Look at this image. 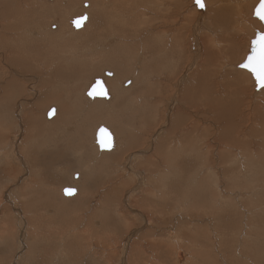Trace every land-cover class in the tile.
Here are the masks:
<instances>
[{
	"label": "bare ground",
	"instance_id": "bare-ground-1",
	"mask_svg": "<svg viewBox=\"0 0 264 264\" xmlns=\"http://www.w3.org/2000/svg\"><path fill=\"white\" fill-rule=\"evenodd\" d=\"M46 1L47 0H0V49H2V51H0V61L4 62V66H6L8 68V69L6 68V70L2 69V67L0 68V79L3 80L4 77L8 76V78L6 79L4 84H2V80L0 81V86L5 85L4 90H3V94L0 96V103L4 102L2 104V106L0 107V123L3 122L2 126H4L3 127L4 130H5V127L6 128L9 127L8 124L6 125L7 122H10L13 124L12 119L14 121L18 119L17 124L19 125L17 134L13 135V133H12V137L14 136L13 142L11 143L10 147L8 148L7 153L5 155L4 154L2 155L3 159L5 161V164H8L10 166L7 167L8 169H0V171L2 172L3 175L6 174V177L8 176V178H12V176H13V177H15V179H17L18 183H21L18 186H15V190L7 193L10 197L15 196L16 198H19L21 196L23 198L25 196V193L23 191V187L29 188V182L26 186H23L25 183H27V181H26L27 175L21 174L20 170L17 169V167L15 168V167L11 166V162H10V160H13L15 157V159L17 160L18 163H22V165H24L23 160L25 159V157L23 155V152L24 153L27 152V147H29V144H25V143L22 144V146L20 148L22 150V154L16 150V146H17L16 143L18 144L20 138L22 137L21 135L24 133V131H23L24 125L22 124L23 126H21V123L25 122L27 124V128L29 129L31 127V128H33L32 130H34V129L37 130V128L39 127V123H38L39 120H37L36 116H35L37 113H35V115L33 113L31 115H29V107L27 105L30 104L29 103L30 99H29V97L24 96V92H26L27 89L29 91V88H31L30 89L31 93L34 95L35 92H34L33 87L36 84H38L40 81L42 82V83L41 82L40 83L43 86H44V83H48V81L52 82L51 84L55 85L54 86L55 89H57V88L59 89L61 85H67V86L69 85V87L70 86L74 87L80 82V79L82 80V78H84L85 72L89 68H92V67H90V64L92 63V65H93V64H95V62H103L105 64V66H110V67L112 66L113 68L116 69V71L118 72V77L109 81V83H111V84H113V86H115L118 82L117 79L120 78L121 74L125 73V70L128 68V66L125 64V62H126L125 59L128 58L130 60H132V59L136 60V68L138 69V67H139L138 70H140L141 64L143 62V58H148L149 60L150 59L153 60L157 56L156 51H158V48H156L157 46L155 48L153 47L154 49L153 48L147 49V46L146 47L142 46L141 44L145 45L146 42L142 43L143 40L141 41L139 39V41H141V44L139 43L140 46H142V48L145 47V49L147 51L145 53L144 52L145 50L143 49L142 50L143 52L139 51L138 52L139 54H137L133 58V56L131 54L132 53L131 50L135 51V49H134L135 44H134V47H131L132 44H130V46H129L128 42L126 41V37H128L129 33L131 34V32L128 31L129 30L128 28L122 26L124 23V20L126 18L123 15V13H124L123 8H126L125 6L127 4H129L128 0H92L91 2H90V0H88L89 4H87V2H84L83 5L87 6L88 8H86V10L81 9L79 11L80 15H78V16L85 14L86 20L84 23H86L87 20H88V22H87V24L83 23L82 29H80V30H73L67 24L70 22V24L72 25V23H71L72 19L74 17H77V15L76 16H70L66 19V17L68 16L67 14L69 12L70 13L75 12L74 7L77 4V0H69V1H67V0H49L51 2H48V1L46 2ZM244 1H246V0H221V1L216 0L215 2H218V3L215 6L211 5L212 6L211 7L209 5L208 0H204L203 1L205 4L204 9L199 10L195 6H193L192 13L196 17V21H199L196 24V27H199L200 25L202 28L206 27V26L202 25V19L205 17L210 21V23H215L216 24L215 27L218 30L215 32L216 34L218 33L217 36L215 34H213V32H212L213 35H209V33L205 32V33H207V35H206L202 31L200 32L199 28L197 29L196 27H194V30H193V36L195 37L194 40H196L198 42L201 40L202 42L201 41L200 42L203 43V45H204V50H203L204 53L202 54V56H204V58L201 60L202 62L199 64L200 70L195 71V68H193V70H192L193 74L191 76V80H190V77L188 76L189 72H187V70L184 71L183 69L182 70L184 72L182 71L183 72L182 74H180L181 72L175 73V74H172L171 72L165 73V70H169V69H160L158 71V73H156V74H158L159 78H158V80H155V81H157L159 84H161L162 82H165L161 85V87H163L165 85L169 86L170 87L169 88L170 93L172 92L171 94L174 95V96H170V98L172 99V103L175 102L174 105L172 104V108H171V109H173L172 110L173 112L178 113V112L184 111L183 108H185V107H184V104L182 102H180L181 100L189 105L194 101V99L198 100L199 98H201L203 96V99L205 102V104L203 102V105H204V107H205V105L207 107L206 112L208 114H210L209 112H212L211 116H213L215 119L223 121V123H224V128L222 130V133L220 131L219 132L217 131L218 132L217 135L212 139L213 145L210 144V146H207L205 148L204 146H200V143L203 144V142H204L203 137H201V134L203 133L204 129H202L201 132H197L196 134H194L197 131L198 126H200L199 122L202 123L200 120L202 119V117L204 115H206V114H204L205 111L200 110V114H195L196 117L198 115L197 121L194 119L190 123L184 122L185 118H189V117L180 116V117H178L176 122L173 119L172 123L174 122V124L171 125L170 133H168V135L165 134V135H163V137L159 138L161 143L158 142V144L159 143L162 144L163 148H161L158 151V153H160V151H163V153H166L167 149H170V151L172 152V155L169 156L170 153L168 155L169 156V162H170L168 164H171L172 165L171 167L174 166V169L177 167V169L183 170L184 178H182V176L180 174H179V176H176L174 174L176 176V178L174 177L175 179H173V181L168 180V181H163V182H161V181L155 182L152 184V186H154V187H152L149 185L150 183L149 184L145 183L144 180H146V179H144L145 177L142 176L143 178L141 179V181L137 185H135V187L132 190H130V188H129L130 192L128 193L127 196L123 197L124 198L123 200H125L126 202H128L130 199H132L131 203H129V206L130 205L131 206L136 205V207L139 206L140 208H143V209H145L144 207H149L151 209V211H153L155 213L156 212L159 213L161 215L160 218H161V220H163V222H164V220L170 221L171 219L174 218V216H173L174 212H173V214H171L169 212V209H173L174 207L178 208V210H176V211H178L177 213H179V210H180V212H184V216L180 217V215H178V217L175 220L170 221L171 225L169 224V227L174 226V229H173L174 232L169 231V233H168L167 231L169 230V227L162 228V226H160L162 230L159 234L156 235L158 238V240H156V237H155V239H153V236L155 234L152 231L146 229L147 231H145V232H147L148 234L145 232L140 233L141 239L138 240V242L131 243L133 241L134 236L136 234H139L138 232L140 231L139 229L136 230L135 228H133V229L131 228L133 225H135V224L137 225V222L138 223L142 222V224L145 223L146 225L150 224L151 227L154 224L155 226L152 227V228H154V227H156V225L158 227V225H160V223H162V221H159V223H153L152 219H154V218H152V219H150L151 217L146 218V215L148 214V213L144 212L146 209L144 211L143 210L142 211L136 210V212H138V214H136V215L134 214L135 215L133 217L134 220L133 219L130 221H129V219L127 220V217H129V213H127L128 211L126 212V211L120 210L121 202H118V200L122 201V198L120 196L119 197L121 199L118 197H115L113 195V194H115L114 192L104 194V195L102 194L103 198H102V200L100 199L101 201L99 202V204L95 208L88 211V212H90L91 216L87 215L86 213H84V215H83L82 211L86 208L87 203H89L90 201H89V197L87 196L88 194L87 195L82 194V192H81L79 197H77L75 200L73 199V201H76L77 205L73 204L70 207V208L73 207L74 209L79 208V210H78V212H76V215H74L75 219H72L70 222H68L69 224L65 223V225L72 227V228H70V229H72V232L69 235L67 234L66 236H69V238L72 237L71 239H73L74 237L77 239L78 238V237H76L77 235H82L83 233H86V235L84 236V240L82 239V242L83 243L85 242V244H88V242H90L91 239H92L91 242H94L93 243L94 245L92 247L89 245H87V247H91L90 248V249H92L91 254L93 256L98 257L97 259L92 258L95 261V263H97V264H127L129 262L130 257L132 256V255H130L131 254L130 252L133 251V246H136V249L139 248V251H141V253H142V255H141L139 252L141 257L143 256L142 257L143 261L141 262V264H177V263H174L173 254H174V257L176 259L177 258L181 259L180 261H178L179 264H223L224 262H229L231 264H264V258L261 256L262 253L260 254L256 250V246H257V245H255L256 239H253L252 237H250L251 234H249V232L252 228L257 229V227L261 226L262 229H264V184L252 183L253 181H255L254 180L255 178H257L260 183H264L263 182V178H264V88H261L262 94L257 98L259 108H257L254 111V114L257 117V121L254 122L256 124L255 125V135H256L257 139L259 138V140L256 143L254 142L255 148H254V151H251V150H249V147L246 144L240 143V142H242V139H245L244 137H242V138L235 137V135L238 134V132H236V129L231 127V123H233V122L228 121V118H230L229 117L230 112H232L235 107L238 108L237 106L239 104V103H237L239 101L236 102V100H234V97H232V95L234 93H238L239 90H242V88L245 87V86H241V84H243L242 83L243 81L246 82L248 80L247 79L248 77L245 74H242V72H237L235 66H234L235 70L231 65L228 67V68H232L230 70L235 73V77H233V79L235 81L226 82L227 88H226V90H224L225 97L228 96L229 99L232 98V100L227 101L223 98L220 99L221 96L219 97L218 93L215 94V87L216 86H215V83L213 81L210 82L211 80L209 79V73H208V67H207L209 63H211L214 59H217V56H216L217 53L214 51V48H219L221 51L223 50L224 54H226V55L229 52L227 56H230L231 52L234 53V56L236 55V53H237L236 47H237V43H239L238 42L239 38L237 36L235 37L233 34H235L234 30L236 29V22L238 19L237 17L241 13L246 14V12L241 11L242 10L241 7H245L246 5H239V4L243 3ZM192 2H193V0H192ZM62 3H64V5ZM94 3L96 4L95 5L96 10L93 12L92 7H93ZM254 4H255V0H253V5ZM253 5H252V7H253ZM209 6L211 7L210 9H209ZM246 7L248 8V10L250 8L252 9L251 6L250 7L246 6ZM83 8H85V7H83ZM247 8H246V11H248ZM234 9L236 11H238L237 15H235V16H234V13L231 14L232 11L234 12ZM248 13H250V12L248 11ZM189 14H190V12H189ZM193 14H192L191 18H188L186 15V16H183L182 19L185 21L188 20L189 22H191L192 18L194 17ZM56 16H58V18ZM54 17H56L55 21L58 23V25L55 23H51V21L53 22ZM136 18H137V15H136ZM41 19H43L44 23L40 22ZM192 22H194V21H192ZM180 25H181V22H180ZM182 26H183V24L179 27L177 26L175 28H171V30H168V29L159 30L156 33V34H158V33H161L163 31H172L171 38L169 40H165V42H164V44L166 45V49H167L168 57H169V61L168 60H165V61L167 64H169V66L173 65L172 63L175 59L174 58L175 55L173 54V52L175 50L173 48V45H174L173 43H175L176 36L179 37V35L181 33V29L183 27H185L186 25L183 27ZM72 27H73V25H72ZM73 28L75 29V27H73ZM192 28H193V26H192ZM77 29H79V28H77ZM210 29H211V27H210ZM207 30H209V29L207 28ZM241 30L244 31V28L241 27ZM198 33H200V34H198ZM135 35L137 36V32ZM118 38H120L121 40L119 39L120 41L117 43V45H113V42L114 41L117 42ZM179 40H182L181 35H180ZM183 40H185V35H184ZM215 41H216V43H213ZM182 44H183V41L179 42L178 46H181ZM150 46L152 47V45H150ZM238 46L240 47V45H238ZM131 48H133V49H131ZM184 48H185V46H184ZM139 49L141 50V48H139V47L136 50H139ZM222 56H224V55H222ZM175 57H177V56H175ZM184 59H185V57H184ZM190 60H191V58H190ZM186 65H188V64H185V66ZM194 65H192L191 67H193ZM1 66H3V64ZM150 66H152V65H150ZM94 67H93V70H94ZM10 68L12 70L16 69L17 71H15V70L11 71ZM104 71H106V70H104ZM107 71H109V70H107ZM134 71L136 72L135 69H134ZM109 72H111V71H109ZM112 74L113 73L111 72V75ZM111 75H109V76H111ZM96 78H102L103 82H104L103 77L96 76ZM94 79L95 78H92V80H90V81H88V79H87V81L89 83L86 86V88L80 93H78V90L79 91H81V90L77 87H74V88L70 87L69 90H68L67 86H65L66 88L62 87V88H65L66 91L68 90L67 92H65L64 96L66 97L69 94H72V96L75 95V96H80L82 98L84 91L86 93L87 89L89 88V86L91 85V83L93 82ZM190 81H191V83H190ZM50 82H49V84H50ZM130 82L131 83L133 82L132 78H129L128 80H126L123 83V85L126 86ZM168 82H169V84H168ZM182 82L185 84H184V86H182L183 88H181L179 90V86L182 85ZM215 82H216V80H215ZM197 83H200V84L196 85ZM104 84H105V82H104ZM144 85H143V87H146V85L145 86ZM118 87H119V85H118ZM233 88H235V89H233ZM55 89H53V91ZM106 89H107V87H106ZM126 89H122L121 83H120V89L117 88L118 93L116 94V98L113 97L110 100V101L113 100L112 103L110 101L102 102V109L105 106L106 107L109 106V107H107L108 114L114 115L115 110H114L113 106L115 107V106H118V104L119 105L121 104L119 106L120 110H121L122 106L125 107V105H122V103L125 101V97H127V95H128L127 93L123 94V92H125ZM148 89L149 88H147V90ZM63 91L60 90V92H63ZM144 91H145V89H144ZM47 92H49V91H47ZM60 92L43 93L45 95V96L43 95V97L46 98L45 100L50 99L51 101H57V102L60 101L61 102L62 94H58ZM141 92L143 93V90ZM157 92L159 93V91H157ZM245 93H243V94H245ZM107 94H108L107 97H104V99H108V97L110 96L109 90H107ZM21 95L24 97H22ZM41 95H42V93H41ZM166 95H168V94H166ZM31 96L32 95H30V97ZM100 98H103V97H100ZM32 100H30V101H32ZM199 100H201V99H199ZM201 102H202V100H201ZM201 102L199 101L196 104L202 105ZM80 103H81V101H80ZM80 103H79V105H80ZM87 103L88 104L90 103V106L86 110L88 112L87 115H89V113H93L95 115L100 114L101 109H99V107H97V105L91 104L92 103L91 101H89V102L87 101ZM100 103L101 102H99L98 104H100ZM103 105H105V106H103ZM193 105H194V103H193ZM202 108L203 107H201L200 109H202ZM109 109H112V110L109 111ZM198 109H199V106H198ZM99 110H100V112H99ZM63 111H64V109H63ZM63 111H61L60 114H62ZM102 111H104V110H102ZM122 112L123 111H121V115H122ZM44 113H45V110H44ZM55 113H56V110H55ZM64 113H65V111H64ZM20 114H22L21 117H20ZM104 114H105V112H104ZM78 115H80V113ZM38 116H42V115H38ZM150 116L151 115H149V117L148 116L146 117L147 118L146 121L148 120V118H151L153 115L151 117ZM224 117H226L227 119ZM107 118H110V117H107ZM88 119L89 118L86 119V122L88 121ZM96 119H98V118H96ZM113 119H116V118H113ZM113 119L111 120L112 123H113ZM23 120H25V121H23ZM60 120H61V118H60ZM107 120H109V119H107ZM92 121H94V120H92ZM109 121H107L108 124H110ZM57 123H59V122H57ZM79 124H80V122H79ZM103 126L106 127V125H103ZM203 126L204 125H202V127ZM0 127H1V125H0ZM45 127L46 126H44V128ZM52 127L53 126L51 125L50 129ZM113 127L115 128L116 126H113ZM94 128L95 129H94L93 136H92V144H95V142H96L95 132H96L97 128L96 127H94ZM106 128L109 130V132L112 135V147H115L114 131L112 129L110 130L108 128V126ZM214 128L216 130H220L218 127H216V125L213 126V129ZM38 129L40 130V128H38ZM57 129L59 130V128H56V130ZM47 130H49V129H47ZM25 132H26V130H25ZM77 132L79 133V131H77ZM7 135H8V132H7ZM27 135H29V134L27 133ZM27 135L25 136V141H27L26 139L29 138ZM60 135H62V134H60ZM69 136L72 137L74 135H69ZM57 138H59V137L57 136ZM10 139H11V137H10ZM208 139H211V138H208ZM5 140H6L5 135L3 133H0V143H7V142H5ZM71 140H74V139H70V141ZM76 140H77V137H76ZM76 140H75V142H76ZM154 140L155 139L153 138V136H150V140L148 142H149V144H151V146L153 145L152 143ZM156 140H157V138H156ZM68 141H69V139H68ZM79 141H80V139H79ZM79 141H77V142H79ZM143 141L146 142L147 140L145 141V139L143 138ZM126 142L128 143L127 145H130L129 141H126ZM117 143H118V141H117ZM133 143H135V142L132 141V144ZM155 143H157V142H155ZM155 143H154V145H155ZM69 144H71V143H69ZM144 145H146V144H144ZM229 145H231V147L237 146V148L239 149L238 152L241 153L242 157L247 158L246 163L236 166L234 163H232L230 161L231 156L229 154L224 153L225 151L230 152V150H229L230 146ZM74 146H75V144H74ZM76 146H78V145H76ZM227 146H229V147H227ZM68 147H70V145ZM112 147H111V149H112ZM23 148H25V150ZM71 149H72V147H71ZM204 149H205V151H204ZM157 150H158V148H157ZM210 152H216L217 153L216 154V158H217L216 160L217 161L219 159L220 162H223L225 159V162L223 163V165H226L227 162H231L229 166H223V173L219 172L218 178L215 174V173H217L215 167L213 166L211 161L206 160V157H205ZM1 153H3V151L0 152V154ZM102 154L103 153H101V155ZM28 156H29V153L27 154V160H28ZM54 156H56V155H54ZM158 156H159V154H158ZM149 157H150V159L147 161V163L150 164V160H153V159H151V156H149ZM251 157H256V158H254V160H252ZM56 158H57V156H56ZM36 160H37V158H36ZM109 160H112V158H110ZM0 161H1V159H0ZM241 161H243V160H241ZM78 162H79V160H78ZM173 162H175L174 165L172 164ZM36 164H39L38 160L36 161ZM22 165H20V166H22ZM130 171L132 172V170H130ZM190 171L192 172L191 175L192 176L194 175V177H195V180H193V182L191 181L192 185H191L190 180L185 179L186 177H188L190 175L189 174ZM23 172H25V170L22 171V173ZM173 172H174V170H173ZM140 173H142V172H140ZM249 174H251V178L247 177V175H249ZM210 175H212L213 177H211ZM18 176H20V179L18 178ZM237 176L241 177L243 183L238 182L237 179H235ZM2 177H4V176H2ZM192 178H190V179H192ZM261 180H262V182H261ZM86 182H83L82 184L85 183L84 186H86L87 185ZM127 182H128V180L122 181V184H129ZM232 182L235 183L236 186H233L232 184H230ZM30 183H32V182L30 181ZM183 185L186 188V190H184V191H183ZM9 186H11V185H9ZM81 186L82 185H80V187ZM123 186H127V185H123ZM192 186H193V188H191L190 192H189V188ZM66 187H69V186H66ZM172 187H174L173 190H171ZM152 188H154L156 190H154ZM166 188H168V189H166ZM165 189H166V191H165ZM238 189L241 191L243 190V192L248 195V197L244 198V202H245L244 207H240L239 204L237 203V199L241 198V196L238 194L232 195V194H235V192H237ZM26 190H28V189H26ZM51 190H53V189H51ZM136 190H139L142 194H144V197L142 194L140 195V197L135 196L137 194L135 192ZM88 191H89V189H88ZM88 191H87V193L90 192V191L89 192ZM91 191H93V190H91ZM181 192L183 194H181ZM3 195H5V194H3ZM2 197H4V196H2ZM157 197H159V198H157ZM163 197L165 200L162 199ZM179 197H180V199H178ZM230 197H234V198L230 199ZM34 198L40 200V201L38 200L37 202H34L37 205V208H35V209L32 208V207H34L35 204L34 205L32 204V206H30V207L27 204H22L23 208L26 209L24 211H21V209L18 207L19 204L17 202L19 200L16 202V205H14V202L11 200V204L13 206H15L12 209L14 211V213H12V214L14 217H15V215L18 216V218H17L18 220L16 221L17 223L21 224V223H25V221L29 222V218L33 220L36 217V215H33V214H38V213H39L38 214V219H39L40 217L43 216V215H40L41 214L40 212L43 211L44 209H46L47 206L50 207L53 205V204H47L46 205L45 203H47V202H45V201L43 202V200H45V198L42 196H39V198H37V196L36 197L34 196ZM225 198H227V199L229 198L231 200L230 203L225 202ZM10 199H14V198H10ZM7 200H8V197H7ZM179 200H186L188 202L187 204H189V206H190V210H187V208L182 209L180 207V205L178 204ZM27 201H31V200L27 199ZM34 201H36V200H34ZM62 201H64V200H62ZM8 202H10V201H8ZM64 202L67 203V201H64ZM19 203H20V201H19ZM48 203H50V201ZM55 204H57V203H55ZM61 205L62 204H57L58 207H60ZM192 205H196L195 207L200 208L201 212H199V211L195 212V207H193ZM104 206L106 207V209L102 210V208ZM49 207H48V209H49ZM136 207H134V209L138 208V207L137 208ZM256 209L258 212H256ZM118 210H120V212H118ZM30 211H34L32 216L27 215V213H29ZM115 211H116V213H115ZM111 213H113V214L115 213V214L112 215ZM131 213L133 214V212H131ZM190 213H192L195 216V219L191 218L192 214L188 215ZM12 214L8 211V213H6L5 216L3 215L4 216L3 220H2V217L0 214V217H1L0 218V236H2V238H3V239H1V237H0V240L1 241L3 240L2 242H4L6 240L7 236L5 237V234L8 232H11V231L13 232L14 228L16 227V226L14 227L16 222H15V219L12 216ZM148 215L150 216V213ZM44 216H46V215H44ZM130 216L132 217V215H130ZM97 218H99L101 220V224H99L98 226H94L93 221H95V220H96V222L99 221V220H97ZM38 219H35V220H38ZM40 220H44L45 222H48V223L54 221L53 217H50L48 215H47V218L43 217ZM148 221H150V222H148ZM154 222H156V221L154 220ZM79 223H81V224L83 223L82 225H84V227L81 230H79L80 228L75 229L76 225ZM20 224L19 225L16 224V225H18V227H19L22 225V224L21 225ZM23 225L26 226V228H23V232H24V231H26L25 229H27L28 223H25ZM21 227H23V226H21ZM142 227H144V226L142 225ZM145 228H147V227H145ZM118 229L120 230V235L118 233V231H119ZM258 229H260V228H258ZM53 231H54V229H53ZM111 231L115 234L112 235V233H111V236H109V234H110L109 232H111ZM256 233H254V235ZM19 234H21V233H19ZM125 234H126V236L128 234L127 240H125L124 243L121 244V247L118 248V246L122 242ZM222 234H223V240H220ZM163 235L166 236L165 237L166 239H164L162 237ZM63 238H65V237L63 236ZM9 239L10 238H8V240ZM79 239H80V237L78 238V241H79ZM180 239H182V240H180ZM62 240H64V239H62ZM142 240H145L144 245H143V242L141 243ZM247 240H250L249 244H247L248 243ZM221 241H223V243ZM8 243H10V242L8 241ZM80 243H81V241H80ZM83 243H81V244H83ZM177 243H179V246L175 248V246H176L175 244H177ZM146 244L149 247L148 249L146 248V246H147ZM223 245H226L225 252L222 251V247H224ZM233 245L237 246V248L239 250L234 249L235 252H233V250H232ZM254 245H255V247H254ZM192 246H193V248H192ZM245 246L247 248L246 252H244L245 249L243 248ZM145 249L147 251L149 249H151L152 251H154V255L153 254L150 255V253H149V255L145 254V252H146ZM237 250L239 251L238 254H236ZM259 250H260V247H259ZM56 253H57V251H56ZM221 253L223 254V257L220 255ZM18 254H19V252H18ZM78 254H80V253H78ZM134 254H136V253H134ZM139 254H138V257H140ZM232 254L233 255L234 254L241 255L240 258H242V259L241 260L235 259L232 256ZM51 256H53V254ZM71 259H72V257H71ZM136 259H138V258L136 257ZM222 259H224V260H222ZM156 260H158L159 262L155 263ZM140 261H139V264H140ZM69 262H70V260H69Z\"/></svg>",
	"mask_w": 264,
	"mask_h": 264
},
{
	"label": "rangeland",
	"instance_id": "rangeland-1",
	"mask_svg": "<svg viewBox=\"0 0 264 264\" xmlns=\"http://www.w3.org/2000/svg\"><path fill=\"white\" fill-rule=\"evenodd\" d=\"M47 1L51 2L49 0H47ZM67 1H69V0H67ZM91 1L92 0H90V2ZM215 1L216 0H208L209 5L215 6L219 2V1L218 2H215ZM84 2H87V4H89L88 0H77V4L76 5L74 4L75 5V7H74L75 12H71V13L69 12L67 14L68 16L66 17V19L70 16L80 15L79 11L81 9L86 10V8H88V7L83 5ZM257 2H258V0H255V4L253 5V0H246L243 3L239 4V5H246L248 7H250V6L252 7V5H253V7H252V9L250 8L251 10L250 9L248 10V8L246 6L241 7L242 8L241 11L246 12V14L241 13L237 17L238 19L236 22V29L234 30L235 34H233L235 37L237 36L239 38V40H238L239 43H237V47H236L237 48L236 55L234 56V53L231 52L230 56H227L229 52L226 55V54H224L223 50L221 51L219 48H214V51L217 53L216 54L217 59H214L207 66L208 67V73H209V79L211 80L210 82L213 81L215 83V86H216L215 87V94L218 93L219 94L218 96L219 97L221 96L220 99L223 98L227 101L232 100V98L229 99L228 96L225 97L224 90H226V88H227L226 82L235 81L233 79V77H235V73L230 70L232 68H228V67L231 65L234 68V66H235L237 72H242V74H245L248 77L247 78L248 80L246 82L245 81L242 82L244 85L241 84V86H245V87L242 88V90H239L238 93H234L232 95V97H234V100H236V102L239 101V102H237L239 104L237 106L238 108L235 107L233 109V111L230 112V114H229L230 118H228V121L233 122V123H231V127L236 129V132H238V134H236L235 137H240V138L244 137L245 139H242V142H240V143L246 144L249 147V150H251V151H254V148H255L254 142L256 143L259 140V138L257 139L256 135H255V125L256 124L254 122L257 121V117L255 116L254 111L257 108H259L257 98L262 94V92H261V88L259 90L255 89L256 85H255L254 79L251 76L250 72L244 68H239L238 64L244 60L245 55L248 53L249 47H250V44H249L250 39L254 37L255 31L256 30L261 31L263 28L260 21H258L256 18H254L252 16L253 9H254L255 5L257 4ZM128 3L129 4H127L125 6L126 8H123V12H124L123 15L126 18H125L122 26L128 28L129 29L128 31L131 32V34L129 33V36L126 37V41L128 42L129 46H130V44H132L131 47H134V44H135V47H134L135 51L131 50V52H132L131 54L134 58V56L139 54L138 53L139 51L143 52L142 51L143 49L145 50L144 52L146 53V51H147L145 49L146 46H147V49H152L153 47L155 48L157 46L156 48H158V51H156L157 56L155 57V59H153V60L150 59L151 60L150 61L148 58H143V62L141 64L140 70H138L139 67H138V69L136 68V60H133V59L130 60L128 58L125 59L126 62L125 61L124 62L128 66V68L125 70V73L121 74V77L117 79L118 82L115 86H113V84L109 83L110 80H113L116 77H118V72L116 71L115 68H113L112 66L111 67L105 66V64L103 62H95V64H93L96 67L95 68L91 63L90 67H92V68H89L85 72L84 78H82V80L80 79V82L74 87L79 88L81 91L78 90V93H80L86 88V86L89 83L88 81L92 80V78H96V76L103 77L104 82L106 84L105 86L107 87V90H109V92H110V96L108 97V99H104V98H100V97L89 98L86 95L85 91L83 93L82 98L80 96H75V95L72 96V94H69L68 96L65 97L64 96L65 92H67L71 86L69 87V85L68 86L67 85H61L59 89L61 91H63V90L64 91L60 92V90L58 88L57 89L54 88L55 85L51 84L52 82H50V81H48V83H44V86L41 84L42 83L41 81H40L41 83L39 82L38 84H36L33 87L34 92H35L34 95L31 93V90H30L31 88H29V91L27 89L26 92H24L25 97H29L30 100H32V99L34 100V101L32 100L34 103L29 100L30 104H28L27 106L29 107V115H31L32 113L35 115V113H37L35 116H36V119L39 120L38 121V123H39L38 128H40V130L38 128H37V130L36 129L32 130L33 128H31V127L28 129L27 124L25 122L21 123V126L24 125V130H23L24 135L22 134L21 135L22 137L20 138L18 144L16 143V145H17L16 150L22 154V150L20 149L22 144H24V143L29 144V147H27V152L26 153L23 152V155L25 157V159L23 160L24 165H22V163H18L17 160L15 159V157L13 160H10V162H11V166H13L15 168L17 167V169L20 170L21 174L27 175L26 176L27 183H25L23 186H26L29 182V188L30 189L23 187V191L25 193V196L23 198L21 196L19 198H16L15 196L10 197L7 193L15 190V186H18L21 183H18V181H17V179H15V177L12 176L13 179L8 178V176L6 177V174L3 175L2 172L0 171V178H1L0 179V190H1L0 191V196H1L0 197V200H1L0 201V214H1V217L3 220L4 216L6 215V213H8V211L11 214L14 213V211L12 209L15 206H13L11 204V200L14 202V205H16V202L19 200L20 203H19V201L17 202L19 204L18 207L21 209V211L26 210L23 208L22 204H27V205H29V207L32 206V204L34 205L35 204L34 202H37L39 200V199L34 198V196L35 197L37 196V198H39V196H42L45 198V200H43V202L44 201L47 202V203H45L46 205L47 204H53V205L50 207L47 206L46 209L41 211L40 215H43V216L40 217L39 219H38L39 213L33 214L34 211H30L29 213H27V215H29V216H32V214H33V215H36V217L33 220L29 218V222L24 220L25 223H28L27 229H25L26 231H24V232H23V228H26V226L23 224H25V223H21L22 225L20 223H17L16 221L18 220L17 219L18 216L14 214L15 215V217H14L12 214V216L15 219L16 224H18V225L20 224L23 227L19 226L20 227L19 228L18 225L15 224L14 227L15 226L16 227L15 228L13 227L14 228L13 232L11 231V232H8L5 234V237L7 236L6 240L4 242H2L3 240L2 241L0 240V255H1L0 256V264H8V263L9 264H67V263L68 264H73V263L74 264H97L92 259V258H94V259L98 258L97 256H93L91 254L92 249H90V248L94 245L93 244L94 242H91L92 239L90 242H88V244H85V242L84 243L82 242V239L84 240V236L86 235V233H83L84 235L82 234V235L76 236L78 238L80 237L81 240L79 239V241H78V238L76 239L74 237L73 239H71L72 237L69 238V236H66L67 234L69 235L72 232V229H70L72 227L65 225V223L69 224L68 222H70L72 219H75L74 215H76V212H78V210H79V208L74 209L73 207L72 208H70V207H71V205L76 204V201H73V199L75 200L77 197H79L81 192H82V194H86V195L88 194L87 196L89 197V201H90L89 203H87L86 208L82 211L83 215H84V213H86L87 215L91 216L90 212H88V211L95 208L99 204V202L103 198V195L114 192L115 194H113V195L115 197H118V198L121 197L122 198V201L118 200V202H121L120 210H123L126 212L128 211L127 213H129V217H127V220L128 219H129V221L132 219L134 220L133 217L136 214H138V212H136V210H138V211L143 210L144 211L146 209L144 212H146L148 214L150 213V216L147 214L146 218H148V217L149 218L151 217L150 219L154 218V219H152L153 223H159V221H162V223H160V225H158V227L156 225V227H154V228H152L153 226H155L154 224L151 227L150 224L146 225L145 223L142 224V222H139V223L137 222V225L135 224L131 228L132 229L135 228L136 230L139 229L140 231L138 232L139 234H136L134 236L133 241L131 243L138 242V240L141 239L140 233H144L147 230L152 231L155 234L153 236V239H155V237H156V240H158L156 235L159 234L162 230L160 226H162V228H167V227H169V224L171 225L170 221L175 220L178 217V215H180V217L184 216V212H180V210H179V213H177L178 211H176V210H178V208L174 207L173 209H169V212L171 214H173V212H174V214H173L174 218L171 219L170 221L164 220V222H163V220H161V218H160L161 215L159 213H157V212L155 213V212L151 211V209L149 207H144L145 209H143V208H140L139 206H137L138 207L137 208L136 205H133L134 207L137 208V209H134L133 206H131V205L129 206V203H131L132 199H130L128 202H126L125 200H123L124 199L123 197L127 196L128 193L130 192V190H132L135 187V185H137L141 181V179L143 177H145L144 179H146V180H144L145 183H148V184L150 183L149 184L150 186H152L153 183L159 182V181H161V182L168 181V180L173 181V179H175L176 176H179V174L182 176V178H184L183 170H179V169H177V167L174 169V166L171 167L172 165L168 164V163H170L169 162V156L172 155V152L170 151V149H167L166 153H163V151H160V153H158V151L161 148H163V145L160 144L161 142H160L159 138L163 137V135H165V134L168 135V133H170L171 125L174 124V122L172 123L173 119L176 122L178 117H180V116L189 117L190 119L185 118L184 122L190 123L194 119L197 121L198 115L196 117L195 114H200V110L205 111L204 114H206V115L203 114L204 116L200 120L202 123L203 122L204 123L202 124L199 122L200 126H198L197 131L194 133V134H196L197 132H201V130L204 129L203 133L201 134V137H203V140H204V142H203L204 145L202 143H200V146H204L205 148L207 146H210V144L213 145L212 139L217 135V133L219 131L222 133V130L224 128L223 121L215 119L213 116H211L212 112H209L210 114H208L206 112L207 107H206V105H205V107L203 105V102H204L203 96L201 98H199L202 100V102L199 99L198 100L194 99V101L189 105L181 100L180 102H182L184 104V107H185V108H183L184 111H181L178 113L173 112L172 111L173 109H171V108H172V104L174 105L175 102L172 103V99L170 98V96H174L171 94L172 92L170 93V91H169L170 87L167 85L161 87V85L165 82H162L161 84H159L157 81H155V80H158V78H159L158 74H156V73H158V71L160 69H169V70H165V73L171 72L172 74L180 73V72H181L180 74H182L185 70H187V72H189V74H190V75L188 74V76L190 77V80H191V76L193 74V71H192L193 68H195V71L200 70L199 64L202 62L201 60L204 58V56H202V54L204 53V51H203L204 45H203V43H201L202 41L200 39L199 40L201 42L194 40L195 37L193 36L194 27H196V24L199 21H196V17L192 13V8H193L192 0H128ZM62 4L64 5V3H62ZM95 5L96 4L94 3L93 7H92L93 12L96 10ZM210 6H209V9L212 7V6L211 7ZM83 7H85V8H83ZM246 8L250 13H248V11H246ZM189 12H190V14H189ZM233 13L235 16V15H237L238 11H236L234 9V12L232 11L231 14H233ZM135 14L137 15V18H136ZM192 14L194 17L192 18L191 22L194 21L195 23L194 22L191 23L188 20L185 21L182 19L183 16H186V15L188 18H191ZM56 17L58 18V16H56ZM56 17L53 18V22L51 21V23H55L58 25V23L55 21ZM40 22L44 23L43 19H41ZM87 22H88V20L84 24H87ZM180 22H181V25L183 24V26H185V25L186 26L185 27L182 26L183 28L181 29L180 35L182 37V40H179V38H180V35H179V37L176 36L175 43H173L174 44L173 48L175 49L173 54L177 57L174 56L175 59L172 63L173 65L169 66V64H167L165 61V60L169 61V57H168V52H167L166 45L164 44V42H165V40H169L171 38L172 31H163V32L158 33V34H156V33L159 30H166V29L171 30V28H175L177 26L179 27V26H181ZM67 24L73 30L82 29V27L79 29H76V28L74 29L72 27V25L70 24V22ZM202 25L206 26L209 30H207L206 27L202 28L200 25L199 27H196L197 29L199 28L200 32L201 31L203 33L207 32V33H209V35L215 34L217 36L218 33L216 34L215 32L218 30L215 27V25H216L215 23H210V21L204 17L202 19ZM192 26H193V28H192ZM210 27H211V29H210ZM241 27L244 28V31L241 30ZM136 32H137V36L135 35ZM212 32H213V34H212ZM207 33H205V34L207 35ZM183 34L185 35V40H183V38H184ZM198 34H200V33H198ZM119 39L120 38H118L117 42L114 41L113 45H117V43L121 40V39L120 40ZM139 39L141 41L143 40L142 43L146 42L145 45L141 44V41H139ZM181 41H183V44L181 46H178L179 42H181ZM139 43L145 47L142 48V46H140ZM213 43H216V41ZM150 45H152V47ZM183 45L185 46V48ZM238 45H240V47ZM138 47L141 48V50L140 49L136 50V49H138ZM131 49H133V48H131ZM0 51H2V49H0ZM222 55H224V56H222ZM184 57H185V59H184ZM190 58H191V60H190ZM1 62L2 61H0V68L2 67V69L6 70L7 67L4 66V62H2V63ZM2 64L4 67L1 66ZM185 64H188V65L185 66ZM150 65H152V66H150ZM192 65H194V66L191 67ZM93 67H94V70H93ZM134 69L136 70V72L134 71ZM10 70L11 71H14V70L17 71L16 69L12 70L11 68H10ZM104 70L111 71L113 73L111 75L112 77L111 76L108 77V76L104 75V73H103ZM234 70H235V68H234ZM7 78H8V76L4 77L3 80L0 79V81L2 80V84L5 83ZM129 78H132L133 82L132 83L130 82L129 84L124 86L123 83L126 80H128ZM87 79H88V81H87ZM215 80H216V82H215ZM49 82H50V84H49ZM120 83H121L122 89L127 88L125 90V92H123V94L124 93L128 94L127 97H125V101L122 103V105H125V107L122 106V108L120 110L119 106L121 104L120 105L118 104V106H115V107L113 106V108L115 110L114 115L113 114L109 115L108 109H107V107H109V106L106 107L105 105H103L105 107L102 109V102H108L113 97L116 98V94L118 93L117 88L120 89ZM190 83H191V81H190ZM144 84L146 85V87H143ZM168 84H169V82H168ZM184 84L185 83L182 82V85L179 86V90L181 88H183L182 86H184ZM198 84H200V83H197L196 85H198ZM118 85H119V87H118ZM4 86H0V96L3 94ZM65 86L68 87L67 91L65 90V88H66ZM62 87H65V88H62ZM74 87H71V88H74ZM52 88L55 90L53 91ZM147 88H149V89L147 90ZM144 89H145V91H144ZM233 89H235V88H233ZM142 90H143V93L141 92ZM47 91H49V92H47ZM157 91H159V93ZM40 92L42 93V95ZM52 92L53 93L60 92L58 94H62L61 102L60 101H58V102L57 101H51L50 99L45 100L46 98L43 97V95H44L43 93H52ZM243 93H245V94H243ZM138 94L139 95L141 94L142 96L141 95L139 96ZM166 94H168V95H166ZM30 95H32L31 96L32 98L30 97ZM24 96H22V97H24ZM80 101H81V103H80ZM87 101L88 102L91 101L92 102L91 104L97 105V107H99V109H101V112L99 110L100 114L95 115L93 113H89V115H87L88 112L86 110L90 106V103L88 104ZM112 101H110V102L112 103ZM199 101L202 103V105L196 104ZM99 102H101V103L98 104ZM3 103L4 102L0 103V107L2 106ZM79 103H80V105H79ZM193 103H194V105H193ZM204 104H205V102H204ZM52 106L55 108L56 113L53 115L54 117L52 116L51 118H47L46 112ZM198 106H199V109H198ZM201 107H203V108L200 109ZM63 109H64L65 113H64ZM44 110H45V113H44ZM102 110H104V111H102ZM111 110L112 109H109V111H111ZM61 111H63L62 114H60ZM121 111L124 112V113L122 112V115H121ZM104 112H105V114H104ZM79 113H80V115H78ZM148 114L151 116L153 115V116L152 117L150 116L152 119L148 118V120L146 121V119H147L146 117L147 116L149 117ZM21 115L22 114H20V117H21ZM38 115H42V116H38ZM107 117H110V118H107ZM112 117L116 118V119H113ZM60 118H61V120H60ZM87 118H89L90 120L88 119V121L86 122ZM96 118H98V119H96ZM111 118L113 119V123L111 121L112 120ZM224 118H226V117H224ZM107 119H109V120L111 119V120L109 121ZM92 120H94V121H92ZM12 121H13V124L10 122L6 123V125L8 124L9 127L8 128L5 127V130L3 129L4 126H2L3 122L0 123V125H1L0 133H3L5 135V139H6L5 142H7V143H0V152L3 151V153L0 154V159H1L0 169H8L7 167L10 166L8 164H5V161H4L2 155L3 154L5 155L7 153L8 148L10 147L11 143L13 142L14 136L12 137V133H13V135L14 134L16 135L18 132V126H19L17 124L18 119L15 121L12 119ZM23 121H25V120H23ZM107 121H109L110 124H108ZM57 122H59V123H57ZM79 122H80V124H79ZM201 124L204 125L203 126L204 128L202 127ZM51 125L53 126L52 127L53 129L52 128L50 129ZM103 125H106V127L108 126V128L110 130L112 129L114 131L115 147H112V149H110V150H99L96 142H95V144H92V136H93V132L95 129L94 127L98 128L99 126H103ZM215 125L220 130H216L215 128L213 129V126H215ZM44 126H46V127L44 128ZM113 126H116V127L114 128ZM56 128H59V130L58 129L56 130ZM47 129H49V130H47ZM25 130H26V132H25ZM77 131H79V133ZM7 132H8L9 136L7 135ZM27 133L29 135H27ZM59 133L62 135H60ZM26 135L29 137L28 139H26L27 141H25ZM69 135H74V136L71 137ZM57 136L59 138H57ZM75 136L77 137V140H76ZM150 136H153V138L155 139L152 143L153 144L152 146L148 142L150 140ZM10 137H11V139H10ZM143 138L145 139V141L146 140L147 141L144 142ZM156 138H157V140H156ZM208 138H211V139H208ZM68 139H69V141H68ZM70 139H74V140L70 141ZM79 139H80V141H79ZM75 140H76V142H75ZM77 141H79V142H77ZM117 141H118V143H117ZM126 141H129L130 145H127L128 143ZM132 141H134L135 143L132 144ZM68 142L71 144H69ZM155 142H157V143H155ZM158 142H160V143L158 144ZM154 143H155V145H154ZM74 144H75V146H74ZM144 144H146V145H144ZM69 145H70V147H68ZM76 145H78V146H76ZM229 146H230V148H229L230 152L225 151L224 153L229 154L231 156L230 161L232 163H234L236 166L246 163L247 158L242 157L241 153L238 152L239 149L237 148V146L236 147H231V145H229ZM229 146H227V147H229ZM71 147H72V149H71ZM156 147L158 148V150ZM23 149L25 150V148H23ZM204 151H205V149H204ZM28 153H29V156H28V160H27V154ZM101 153H103V154L101 155ZM169 153H170V155H169ZM158 154H159V156H158ZM216 154H217L216 152H210L205 157H206V160H210L211 163L213 164V166L215 167L216 172H217L215 174L218 178L219 172L223 173V166H229L231 162H227L226 165H223V163L225 162V159L223 162H220L219 159L217 161L216 160L217 159ZM54 155H56L57 158ZM149 156H151V159H153V160H150L151 165L149 163H147V161L150 159ZM36 158H37L39 164H36V161H37ZM110 158H112V160H109ZM251 158H252V160H254V158H256V157H251ZM78 160H79V162H78ZM241 160H243L244 162ZM174 163L175 162H173L172 164L174 165ZM20 165H22V166H20ZM24 170H25V172L22 173V171H24ZM130 170H132V172ZM173 170L175 173L173 172ZM140 172H142V173H140ZM189 174L190 175L188 177H186L185 179L190 180V182L191 181L193 182V180H195V177H194V175L193 176L191 175L192 174L191 171ZM2 176H4V177H2ZM210 176L213 177L212 175H210ZM247 177L251 178V174L247 175ZM18 178L20 179V176H18ZM190 178H192V179H190ZM235 179H237L238 182L243 183L241 177L237 176ZM127 180H128L127 183H129V184H122V181H127ZM254 180L255 181L252 182L254 184H258V183L264 184V183H260L257 178H255ZM30 181L32 183H30ZM83 182H86L87 185L84 186L85 183L82 184ZM192 182H191V185H192ZM261 182H262V180H261ZM263 182H264V178H263ZM230 184H232L233 186H236V184L233 182ZM9 185H11V186H9ZM80 185H82V186L80 187ZM123 185H127V186H123ZM66 186L74 187L76 189L75 194L70 195V196L63 195L62 194V188L66 187ZM152 187H154V186H152ZM129 188H130V190H129ZM191 188H193V186L189 188V192H190ZM26 189H28V190H26ZM51 189H53V190H51ZM88 189L90 192L88 191ZM152 189H154V188H152ZM166 189H168V188H166ZM166 189H165V191H166ZM173 189H174V187H172L171 190H173ZM91 190H93V191H91ZM154 190H156V189H154ZM184 190H186V188L183 185V191ZM48 191L49 192L51 191V192L49 193ZM87 191L89 193H87ZM135 192L137 193L135 196L140 197V195L142 194L139 190H136ZM3 194H5V195H3ZM181 194H183V193L181 192ZM236 194L241 196V198L237 199V203L239 204L240 207H244L245 206L244 198L248 197V195L246 193H244L243 190L241 191L239 189L237 190V192H235V194H232V195H236ZM142 195L144 197V194H142ZM2 196H4V197H2ZM7 197H8V200H7ZM10 198H14L15 200L10 199ZM157 198H159V197H157ZM231 198H234V197H230V199ZM27 199L31 200V201H27ZM162 199L165 200L164 197ZM178 199H180V197ZM230 199L225 198V202L230 203V201H231ZM34 200H36V201H34ZM62 200L67 201V203L62 201ZM8 201H10V202H8ZM49 201H50V203H48ZM178 202L177 203L180 205V207L182 209L187 208V210H190V206H189V204H187L188 202L186 200H179ZM55 203L62 204V205L60 207H58L57 204H55ZM35 205L32 208H34V209L37 208V205L36 206ZM192 206L195 207L196 205H192ZM48 207H49V209H48ZM104 207L102 208V210L106 209V207L105 208ZM120 210H118V212H120ZM196 211L201 212L200 208H198V207H195V212ZM131 212H133V214ZM256 212H258L257 209H256ZM115 213H116V211H115ZM111 214L114 215L113 213H111ZM191 214L192 213H190L188 215H191ZM44 215H46V216H44ZM47 215L50 217H53L54 221L48 223V222H45L44 220H40L43 217L47 218ZM130 215H132V217ZM191 218L195 219V216L192 214ZM35 219H38V220H35ZM97 220H99V221L98 222H96V220L93 221L94 226H98L99 224H101V220L99 218H97ZM154 220L156 222H154ZM148 222H150V221H148ZM82 224L81 223L77 224L75 229L80 228L79 230H81L84 227V225H82ZM142 225L144 227H142ZM145 227H147V228H145ZM258 228H260V229H258ZM53 229H54V231H53ZM173 229H174V226H171V227H169V230L167 232L168 233H169V231L174 232ZM252 229L249 232V234H251L250 237H252L253 239H256L255 240L256 241L255 245H257L256 250L260 254L262 253L261 256L264 258V229H262L261 226L257 227V229L254 228L253 229L254 231ZM19 233H21V234H19ZM109 233H110L109 236H111V233H112V235L115 234L112 231ZM118 233L120 235V230L118 231ZM145 233H147V232H145ZM254 233H256L257 235L256 234L254 235ZM63 236L65 238H63ZM0 237H1V239H3L2 236H0ZM127 237H128V234H127V236L125 234V236L123 237V240L119 244L118 248L121 247V244L124 243L125 240H127ZM162 237L164 239H166L165 235H163ZM8 238H10V239L8 240ZM62 239H64V240H62ZM180 240H182V239H180ZM220 240H223V234L221 235ZM8 241L11 244L8 243ZM80 241L83 244H81ZM142 242L144 245L145 240H142L141 243ZM221 242L223 243V241H221ZM247 242H248L247 244H249L250 240H247ZM87 245H89L91 247H87ZM175 245H176L175 246V248H176L179 246V243H177ZM255 245H254V247H255ZM223 246L224 247H222V251L225 252L226 245H223ZM259 247H260V250H259ZM146 248L147 249L149 248L148 245L146 246ZM192 248H193V246H192ZM243 248L242 249L244 250V252H246V249H247L246 246ZM234 249H238L237 246L233 245V248H232L233 252H235ZM16 250L19 252V254ZM238 250H237L236 254L239 253ZM56 251H57V253H56ZM139 252L142 255L141 251H139V248L136 249V246H133V251L130 252L131 253L130 255H132V256L130 257L129 262L127 264H139L140 260H141L140 261V264H141V262L143 261L142 260L143 256L141 257ZM78 253H80V254H78ZM134 253H136V254H134ZM137 253L139 254L140 257H138ZM149 253H150V255L151 254L154 255V251H152L151 249H149L148 251L146 250V252H145V254H148V255H149ZM222 253L220 255L223 257ZM52 254H53V256H51ZM236 254H234V255L232 254V256L235 259L241 260L242 259V258H240L241 255H236ZM71 257H72V259H71ZM136 257L138 259H136ZM173 258H174V263L179 264L178 261H180L181 259L180 258L176 259L174 257V254H173ZM69 260H70V262H69ZM222 260H224V259H222ZM156 262L158 263L159 261L156 260L155 263ZM223 264H231V263L224 262Z\"/></svg>",
	"mask_w": 264,
	"mask_h": 264
},
{
	"label": "snow or ice",
	"instance_id": "snow-or-ice-1",
	"mask_svg": "<svg viewBox=\"0 0 264 264\" xmlns=\"http://www.w3.org/2000/svg\"><path fill=\"white\" fill-rule=\"evenodd\" d=\"M196 4L201 9L205 8L203 0H196ZM256 14L261 20H264V0H261V4L257 9ZM84 19H86V17H81L76 20V26L80 27ZM252 44V55L248 57L246 63L241 64V67L248 69L251 73H253L260 87L264 88V33L258 34L256 39L252 41ZM88 95L95 98L96 96L107 97L108 94L103 82H97ZM100 145L102 148L107 149L112 147V137L105 128H101L100 130ZM75 192L76 189L74 188L65 189L66 195H74Z\"/></svg>",
	"mask_w": 264,
	"mask_h": 264
},
{
	"label": "water",
	"instance_id": "water-1",
	"mask_svg": "<svg viewBox=\"0 0 264 264\" xmlns=\"http://www.w3.org/2000/svg\"><path fill=\"white\" fill-rule=\"evenodd\" d=\"M260 4H261V0H258L257 4L255 5V7H254V9H253V14H252V16H253L254 18H256L258 21H260V23H261V25H262L263 28H262L261 31L256 30V31H255V34H254V37L250 39V43H249V44H250L249 51H248V53L245 55L244 60L238 64V67H239V68H242V67H241V64L246 63L248 57H249L250 55H252V47H253L252 41H254V40L256 39V37H257L258 34H260V33H264V20H261V19L257 16V14H256L257 9L259 8ZM193 6H195L197 9L201 10V8H199V6L196 4V0H193ZM203 9H204V8H203ZM81 17H86V15L83 14V15H81V16H77V17H74V18L72 19V22H71V23H72L73 27H75L76 29H77V28H81V27L83 26V23H84L85 20H86V19H84V20L82 21V23H81V26H80V27H77L75 21L78 20V19H80ZM246 70L249 71L248 69H246ZM249 72H250V71H249ZM103 73H104V75H106V76L111 75V72H109V71H104ZM250 74H251V76H252L253 79H254V82H255V85H256V86H255V89H256V90H259L261 87H260L259 83L257 82L255 75H254L253 73H251V72H250ZM97 82H103V79H101V78H95V79L93 80V82L91 83V85L89 86V88H88L87 91H86V95H87L89 98H93V97L89 96L88 93L91 91V89L95 86V84H96ZM103 85H104V87H105V89H106V86H105L104 82H103ZM106 91H107V89H106ZM96 97H101V96H96ZM103 98H104V97H103ZM54 114H55V109H54L53 107H50V108L47 110V112H46V117H47V118H51ZM101 128H105V129H107L105 126H99V127L97 128L96 132H95V140H96V143H97V145H98V149H99V150H109V149H107V148H102L101 145H100V130H101ZM107 130H108V129H107ZM108 133L111 135V133L109 132V130H108ZM111 137H112V135H111ZM110 149H111V148H110ZM67 188H73V187H63V188H62V194H63V195H66V194H65V189H67ZM66 196H70V195H66Z\"/></svg>",
	"mask_w": 264,
	"mask_h": 264
}]
</instances>
